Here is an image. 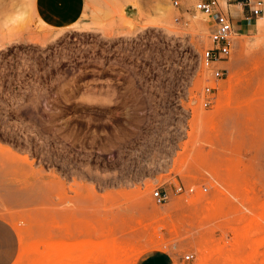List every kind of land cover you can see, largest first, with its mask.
Wrapping results in <instances>:
<instances>
[{
	"label": "rangeland",
	"instance_id": "obj_1",
	"mask_svg": "<svg viewBox=\"0 0 264 264\" xmlns=\"http://www.w3.org/2000/svg\"><path fill=\"white\" fill-rule=\"evenodd\" d=\"M179 1L57 30L0 0V264H264V3L204 106L207 19Z\"/></svg>",
	"mask_w": 264,
	"mask_h": 264
},
{
	"label": "built area",
	"instance_id": "obj_2",
	"mask_svg": "<svg viewBox=\"0 0 264 264\" xmlns=\"http://www.w3.org/2000/svg\"><path fill=\"white\" fill-rule=\"evenodd\" d=\"M235 2L239 15L245 25L251 26L263 11V0H229ZM175 8L180 7L179 0H173ZM231 5L222 4L220 0H198L194 5V10L202 14L206 19V28L210 47L207 48L200 60L205 70H209L212 77V86H206L203 90V105L207 106L213 102L211 95L217 90V83L223 81L226 75V63L229 61L236 39L241 35L240 30L235 28V13L228 7ZM182 189V186L179 187ZM206 189V188H205ZM155 198L159 201L166 200V194L156 189ZM183 261L187 264H195L193 253H186Z\"/></svg>",
	"mask_w": 264,
	"mask_h": 264
},
{
	"label": "crops",
	"instance_id": "obj_3",
	"mask_svg": "<svg viewBox=\"0 0 264 264\" xmlns=\"http://www.w3.org/2000/svg\"><path fill=\"white\" fill-rule=\"evenodd\" d=\"M86 1L35 0V10L38 18L45 25L57 30L70 29L77 24H83ZM231 6L237 7L235 4ZM236 14L239 15L238 8Z\"/></svg>",
	"mask_w": 264,
	"mask_h": 264
},
{
	"label": "bare ground",
	"instance_id": "obj_4",
	"mask_svg": "<svg viewBox=\"0 0 264 264\" xmlns=\"http://www.w3.org/2000/svg\"><path fill=\"white\" fill-rule=\"evenodd\" d=\"M230 85L232 86V84H230ZM202 206H203V205H202ZM213 206H214V205H212L211 207H213ZM214 208H215V207H214ZM214 208H213V209H214ZM209 209H210V208H209ZM156 231H158V230H156ZM239 232H240V231H239ZM239 236H240V235H238V237H239ZM243 239H244V238H243ZM236 240H237V241H236L237 244L235 243V246H237L238 243H239V245H238V247H239V246H240V242L242 241V239H241V237H240L239 239H236ZM238 240H239L240 242H239ZM242 244H243V242H242ZM107 246H108V245H107ZM107 246H106L105 248H107ZM121 246H122V245H121ZM111 247H112V246H111ZM124 248H125V247H124ZM126 248H127V247H126ZM216 248H217V247H216ZM218 248H219V247H218ZM218 248H217V250H218ZM220 248H221V247H220ZM107 249H109V246H108ZM107 249H106V251H107ZM203 249H204V248H203ZM32 250H33V248H32ZM131 250H132V249H131ZM206 250H208V249H206ZM213 250L215 251L214 253H216L215 248H214ZM219 250H221V249H219ZM219 250H218V251H219ZM110 251H111V250H110ZM198 251H199V250H198ZM218 251H217V252H218ZM36 252H37V251H36ZM107 252H108V251H107ZM208 252L210 253V250L207 251V255H211V254H209ZM219 252H220V251H219ZM104 253H105V252H104ZM108 253H109V252H108ZM108 253H107V254H108ZM112 253H113V251H111V254H112ZM133 253H135V252H133ZM133 253H132V254H133ZM35 254H36V253H35ZM109 254H110V253H109ZM128 254H129V253H128ZM201 254H202V255H201ZM207 255L205 256V254H204V256H205V257H204V256H203V253H200V256H201V257H200V261H201L202 264H206L205 259H206V260H207V259H210V257L212 256V255H211V256H208L209 258H207ZM101 256H102V255H101ZM123 257H125V256H123ZM126 257H127V256H126ZM221 257H222V256H221ZM127 258H128V257H127ZM201 258H202V260H201ZM219 258H220V256H219ZM237 258H238V257H237ZM221 259H222V258H221ZM227 259H229V258H227ZM238 260H239V261H238ZM238 260H237V261H238L239 264H240V259H238ZM228 261H229V260H228ZM201 263H200V264H201Z\"/></svg>",
	"mask_w": 264,
	"mask_h": 264
}]
</instances>
